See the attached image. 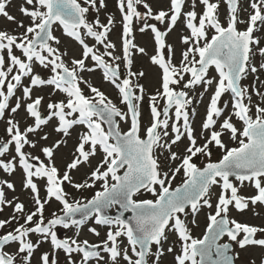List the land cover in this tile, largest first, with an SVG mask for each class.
I'll list each match as a JSON object with an SVG mask.
<instances>
[{
  "label": "snow or ice",
  "instance_id": "snow-or-ice-1",
  "mask_svg": "<svg viewBox=\"0 0 264 264\" xmlns=\"http://www.w3.org/2000/svg\"><path fill=\"white\" fill-rule=\"evenodd\" d=\"M10 2L0 0V16L15 23L23 32L0 30V119L5 118L9 110L17 113L23 99L30 101L23 107L33 123L22 130L18 120H7L8 138L0 140V170L11 176L22 169V186L32 193L36 208L24 216V224L0 235V264H30L39 247V242L33 243L28 238L30 233L42 234L44 240H50L54 250H62L67 255L69 264H76L71 259L74 253L81 254L79 264H90L93 260L95 264H161L165 252H174L173 246L165 248L170 235H175L180 244V251L174 256L175 264H236L239 253H232L234 244L241 249L249 245L264 248V239L255 238L258 232L264 233V227L229 217L230 206L242 212L248 209L249 203L264 204V90L255 84H242L249 73L264 71V63H260L259 68L251 63L254 46L264 57L261 38L254 35L264 27V0H250L252 12L247 19L240 18L239 0H225L229 8L226 26L218 15L220 0H199L203 5L202 13L196 11V0H192L191 10L187 11L186 0H169L167 10L159 11H154L148 0H117L123 29L121 55L114 54L116 44L109 39L114 17L109 15L107 23H103L98 15L93 21L88 19L90 9L99 13L106 7L105 0H83V3L81 0H24L19 12L29 19L27 25L9 13ZM139 6L145 11H140ZM182 17L190 34L182 37L187 48L177 65L172 60V46L166 44L165 38ZM134 20L142 24L141 32L150 30L154 34L157 52L150 60L162 69V91L157 90L149 97L151 123L143 130V135L140 102L144 99L145 89L134 81L143 77L144 72L133 71L132 67L134 52L144 54L145 48L134 43ZM149 20L167 23V30L162 31L157 23H149ZM57 23L63 26L64 34L82 48L81 57L72 58L71 66L64 59L67 51L62 52L58 47L61 40L53 31V25ZM239 24L246 27L241 30ZM209 29L215 33L210 39ZM88 38L95 43L90 45ZM89 59L94 62L92 67L86 64ZM121 63L126 70L123 77ZM36 65L48 69L52 75L44 78L35 71ZM213 66L219 79L215 81L202 123V131L208 135L202 136L204 143L201 145L189 120L188 109L194 99L189 90L202 86L205 92L208 91L214 84V79L209 78ZM96 68L102 69L104 80L118 89L127 112L117 107L99 87L83 80L82 72ZM25 78L30 86L23 84ZM256 80L264 85L258 76ZM81 83L87 84L92 96L85 95ZM44 86L50 87L53 94L59 91L66 97L48 102L46 114L41 112L44 96L33 98V88ZM21 87L23 96L10 106L11 98ZM226 93L231 96L228 114L229 102L221 104ZM200 95L203 96V92ZM253 95L259 97L261 103L254 104ZM161 101L164 102L162 107ZM192 111L194 113L195 109ZM233 117L242 122V127H237ZM129 119V129L122 131L120 121ZM53 120L56 121L53 130L63 137L69 136L74 126L84 125L87 129L80 134L73 159L62 174L54 162V154L66 140H57L51 146L41 148L48 163L25 151L26 145L35 148L37 144L29 134H37ZM170 120L173 121L171 125ZM170 127L174 137L169 135ZM226 135L237 141L238 146L228 147L224 141ZM185 136L189 144L181 156L172 149ZM40 139L47 140L48 134ZM210 146L223 150L218 161H211ZM10 148H14L15 154L8 158L6 154L10 153ZM165 151L168 155L164 160L168 163L161 161ZM98 154L101 159L91 167L83 182H74L70 173L82 165L91 166V158ZM198 154L209 158L204 167L193 160ZM177 160L179 164L172 167L171 162ZM181 171L186 178L173 189L172 181ZM37 180L44 181V198ZM66 182L76 190L91 189L100 182L101 190L86 202L70 201V193L64 187ZM246 182L256 190L255 195L240 194ZM213 186L220 188L214 213L208 214L209 223L203 238H194L182 215H191V223L195 224V217L203 207L212 209ZM5 188L16 190L14 183L0 179V211L8 205L13 206L15 213L23 215L25 204L18 198L15 203L7 199ZM142 190L152 193L155 199L134 198ZM53 199L62 204V214H53V218L45 222V205ZM113 207L118 208V215L107 214ZM126 211H131V219L124 217ZM34 217H38L34 227L27 226L33 223ZM16 219L13 215L9 220H0V229ZM89 219L108 228L106 239L100 244L74 238L61 239L54 230L57 225L75 226L79 230ZM89 230L100 235L95 227ZM225 237L228 242L222 243ZM125 240L126 247L123 246ZM12 242L18 244L15 254L5 251ZM101 251L107 254V260ZM41 261L42 264H57L48 252L42 254Z\"/></svg>",
  "mask_w": 264,
  "mask_h": 264
},
{
  "label": "rangeland",
  "instance_id": "rangeland-1",
  "mask_svg": "<svg viewBox=\"0 0 264 264\" xmlns=\"http://www.w3.org/2000/svg\"><path fill=\"white\" fill-rule=\"evenodd\" d=\"M148 2L152 5L154 11H159L161 9L167 10L169 6V0H148ZM215 2V0H213ZM250 0H239V15L241 19H247L248 14L252 12V9L249 6ZM24 3V0H11L10 4L8 5V11L11 15L16 16L17 20H22L25 25L29 24L30 21L27 17H24L20 12L19 8ZM81 3H83V0H81ZM197 7L196 11L198 13H202L203 11V5L199 3V0H196ZM106 7L101 8L99 13H97L95 10L90 9V12L88 14L89 21H93L95 17L98 15L100 20L103 23H107V18L109 15L114 17V24L112 26V31L109 34V39L116 44L115 49V55H121L122 54V16L121 13L118 10L117 7V0H105ZM191 4L192 0H186V8L185 10H191ZM140 11H145L142 6H139ZM218 15L221 20V23L226 26L227 19L229 17V8L226 4L225 0H220V6L218 9ZM149 23H157V26L162 30H167V23L160 24L159 22H156L154 20H149ZM142 27V24L139 21L134 20L133 24V37H134V43L138 45V47L145 48V53L140 54L138 52H134V63L132 70L139 72L143 71L144 76L138 78L134 82H137L139 84H142L145 89L144 93V99L142 102H140V109H141V122H142V135L143 130L150 125L151 123V115H150V102L149 97L152 95H155L157 90H161V82H162V69H160L158 66L152 64L150 57L152 55H155L157 52V45L155 43L154 34L148 30L145 32H141L139 29ZM238 27L243 30L246 25L245 24H239ZM0 30H7L9 32L13 33H19L23 32L22 28H17V25L13 22L8 21L3 16H0ZM53 31L54 34L60 38L61 44L58 45L60 47L61 51H67L68 55L64 57L65 61L69 63V66H71V59L72 58H80L82 48L81 46L74 41L72 38L67 37L64 34L63 26L60 24L53 25ZM190 34V30L186 28L185 22L183 17L180 21L177 22V25L173 28L171 32L168 33L166 36V44H169L172 46L173 49V56L172 60L173 63L179 64L182 59V52L187 48V45L182 43V37L184 35ZM214 30L209 29V39L212 35H214ZM254 35L259 36L261 38V44L260 47H264V27H261L260 30H258ZM87 42L91 45L94 44L95 41L91 38H88ZM54 46H57L54 44ZM100 51L103 52L104 49L101 47ZM254 52L255 55L251 58V63L255 64L259 68L260 63H264V57H262L258 51H256L254 46ZM16 54L20 55L19 50H16ZM167 56V52L165 53ZM86 64L89 67H92L94 65V62L90 59L86 61ZM35 71L40 73L44 78H49L52 73L48 69H44L40 67L39 65L35 66ZM121 76L123 77L126 75V70L124 68L123 63H121ZM83 77L84 81H87L93 86L99 87L105 94L119 107L122 111L127 112L128 109L125 104L121 103V96L118 91L110 82H107L103 78V71L100 68H96L95 71H84L80 74ZM259 77L261 81H264V71H258L256 74L249 75L242 81V84L252 86L255 84L257 88H261L264 90V85H261L257 80L256 77ZM188 77L186 76L185 79ZM209 78L214 79V84L212 87L208 89V91H204L202 86H197L195 89L189 90V95L194 97L193 104L189 106V120L192 125V127L195 129V135L197 137L198 144H203L204 139L202 136H207L208 132L202 131V123L204 119L206 118V109L210 102V97L214 92L215 88V81L219 79V74L215 70V67L213 66L209 70ZM24 85L30 86V82L27 78L23 81ZM81 88L84 90L85 95L92 96L93 93H91L90 89L88 88L87 84L81 83ZM203 92V96L200 95V93ZM137 94L138 90H137ZM22 87L18 88L16 91V94L14 97L10 100V106H14L16 99L18 97H22ZM36 96H44V102L41 105V112L42 114L47 113V103L48 102H57L61 99H66L65 94L62 92L56 91L54 94L52 93V89L48 86L44 87H38L33 88V98ZM229 102V108L226 110V114L231 112V96L230 94L226 93L221 100V104L223 105L224 102ZM30 101H26L21 99L22 108L18 110L17 113L13 114L9 111L6 112L5 118L0 119V140H7V134H6V127H7V120L8 119H15L20 122V127L23 130L26 126L33 123V119L28 116L26 111L24 110L23 105L28 103ZM163 101L160 102L161 107L163 106ZM253 103H261V100L259 97L253 95ZM195 109V112L193 113L192 109ZM174 111V110H173ZM253 113L255 112V109L253 108ZM119 119V118H118ZM174 120V117H173ZM173 121L170 120V125ZM233 122L236 123L237 127H242V122L238 120V118L233 117ZM181 124L183 121L181 120ZM56 124V121L53 120L50 122L48 126H45L42 131L38 132L37 134H29V138L36 141V147L31 148L29 146H25V151L30 152L34 156H40L42 160L45 161V163H48L47 158L42 154L41 148L51 146L54 144L57 140H66V143H61L59 149L56 150L54 154V162L57 166V168L60 170V173L62 174L66 170V166L68 163H70L73 159V155L75 153V149L77 147V144L79 142L80 134L87 131L86 126L84 125H77L74 126V128L70 131V135L67 137H63L62 134L56 133L53 130V125ZM120 126L122 131H127L130 127V119L128 121H120ZM105 127V125H104ZM218 127V125H217ZM105 130L106 127H105ZM183 131V128L181 129ZM45 133L48 134L47 140L40 139L41 136H43ZM169 135L170 137H174V133L171 131V127L169 128ZM224 141L227 144L228 147H237L238 142L231 140L227 135L224 137ZM189 141L187 137H182L181 141L178 142L176 145L173 146V151H176L179 153V155L183 156L185 154V148L188 146ZM212 151L211 161L215 162L218 161L220 158H222L223 150L210 146ZM14 148H10V153L6 154L8 158H11V155H14ZM168 153L165 151L161 155V161L164 163H168L164 160L165 157H167ZM101 159V156L98 154L96 157L91 158V166L89 165H82L78 170H74L70 173V175L73 177L74 182H83V180L86 178L87 174L90 173L91 167H94L98 161ZM194 162L200 166L203 167L205 164L209 162V158L207 156L203 155H197L193 158ZM179 160L175 162H171V166L175 167L177 164H179ZM33 163H38L36 161H33ZM19 167V166H18ZM164 170H167L165 168ZM123 169L121 170V172ZM186 177L183 175V171L181 173L176 175L175 180L172 181V188H175L179 185H181ZM0 179H7L15 184L16 190L13 192L11 190H8L5 188L6 198L9 200H13V202H17L15 198H18L19 202H23L25 204V211L24 214H18L14 212L13 206L5 205L3 206V210L0 211V220H9L13 215L17 217L16 220H13L11 223L7 224L3 229H0V235L5 234L8 231H13L16 227H18L20 224H24V216L29 214L30 212L35 211L36 205L34 203L33 195L30 191H27L22 186L23 181V172L22 169L18 170L15 174L9 176L6 173H4L2 170H0ZM234 183H237L235 179H233ZM38 185L41 187V197L44 198L46 195V192L44 190V181L37 180ZM65 190L70 193L69 200H80L81 202H86V199H91V197L95 194L96 191L101 190L100 182H97V185L94 188L91 189H82V190H76L75 188L71 187V185L67 184V182L64 185ZM220 192L219 186H213V195H212V203L213 208L209 209L207 207H203L201 211L196 215L195 220L196 223L192 224L191 221L193 217L191 215L184 217L182 215V219H185L186 222L189 224V227L191 228V233L194 238H203L206 230L207 225L209 223V220L207 219L209 213H214L215 210V204L217 202V196ZM240 194L244 196H252L256 194V190L249 186L247 182L245 183V186L241 188ZM136 199H155V196L147 191L142 190L140 193L137 194ZM117 207L111 208V212H113ZM62 204H60L58 201L53 199L52 201H49L45 205V211H44V217L45 222L47 220L53 218V214L59 215L61 214ZM229 217L234 218L237 221L241 223H247L252 226L257 227H264V204L257 203L256 205H252L249 203L248 209L238 212L234 207L230 206V212ZM38 219V217H34L33 223L31 225L34 227L35 221ZM97 228V230L100 232V235L97 236L93 234L89 229L90 228ZM57 233L58 238H74L79 241L88 240L89 243L93 244H100L101 241L106 239V233L108 231V228L106 226H100L96 225L94 219H89L86 221V223L77 230L75 226L64 228L62 225L58 229H54ZM79 231V235L77 236L76 233ZM29 239L33 241V243L39 242V247L34 251L33 257L31 259L30 264H42L41 256L44 252H48L52 259H55L57 264H69V258L62 250H54L50 240H44L43 237H39L38 233H30ZM256 239H264V233H257L255 236ZM223 242H228L227 237L223 238ZM123 246H127L126 240L124 241ZM168 246L174 247L173 253H167L165 252V255L161 257V264H175L174 256L179 253L180 251V244L177 240V237L175 235L169 236V241L165 244V248ZM18 250V244L16 242H12L10 246L5 247V251H8L11 254H15ZM155 251V246L154 249ZM233 253H239V258L236 260V264H262V261H264V248L256 245H249L244 249H241L238 245H233L232 249ZM131 254V253H130ZM101 255L105 256V259L107 260V254L103 253L101 251ZM81 254L74 253L71 257L72 260L76 261V264H79L80 262ZM21 257H18L20 259ZM90 264H95V261H90ZM103 264V262H102Z\"/></svg>",
  "mask_w": 264,
  "mask_h": 264
},
{
  "label": "water",
  "instance_id": "water-1",
  "mask_svg": "<svg viewBox=\"0 0 264 264\" xmlns=\"http://www.w3.org/2000/svg\"><path fill=\"white\" fill-rule=\"evenodd\" d=\"M106 125V124H105ZM106 128H107V125H106ZM122 174V173H121ZM232 179H234V178H232ZM180 186V185H179ZM179 186H177V187H179ZM176 188V187H175ZM175 188H173V189H175ZM107 214L108 215H112V216H115V215H118L119 214V212H118V208L113 212V213H111V209H108L107 210ZM124 217L126 218V219H131V217H132V213H131V211H126V212H124ZM77 219H79V215H77V217H76Z\"/></svg>",
  "mask_w": 264,
  "mask_h": 264
},
{
  "label": "trees",
  "instance_id": "trees-1",
  "mask_svg": "<svg viewBox=\"0 0 264 264\" xmlns=\"http://www.w3.org/2000/svg\"><path fill=\"white\" fill-rule=\"evenodd\" d=\"M71 227H72V226H71ZM55 228H57V229H58V228H59V225H57ZM38 236H39V237H43V235H42V234H38Z\"/></svg>",
  "mask_w": 264,
  "mask_h": 264
}]
</instances>
